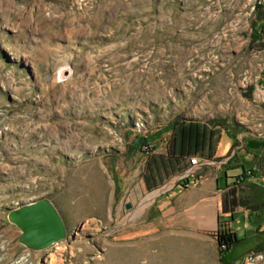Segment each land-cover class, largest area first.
Masks as SVG:
<instances>
[{
    "label": "rangeland",
    "instance_id": "1",
    "mask_svg": "<svg viewBox=\"0 0 264 264\" xmlns=\"http://www.w3.org/2000/svg\"><path fill=\"white\" fill-rule=\"evenodd\" d=\"M255 3L0 0V264H214L154 203L192 185L187 154L264 134ZM44 197L67 235L33 250L8 211ZM214 233L222 264H264Z\"/></svg>",
    "mask_w": 264,
    "mask_h": 264
},
{
    "label": "crops",
    "instance_id": "2",
    "mask_svg": "<svg viewBox=\"0 0 264 264\" xmlns=\"http://www.w3.org/2000/svg\"><path fill=\"white\" fill-rule=\"evenodd\" d=\"M259 9L255 27L264 24V3ZM262 75L264 78V72ZM245 140V147L237 151V142L230 135H221L211 151L201 147L197 150L199 163L192 165L198 168L189 176L192 185L175 189L154 203L155 212L176 225L178 235L214 241V264H222L229 253L222 256L216 244L214 230L223 226L238 238L230 247L232 255L237 245L235 255L264 248V134ZM189 157L187 154L178 165L190 167Z\"/></svg>",
    "mask_w": 264,
    "mask_h": 264
},
{
    "label": "water",
    "instance_id": "3",
    "mask_svg": "<svg viewBox=\"0 0 264 264\" xmlns=\"http://www.w3.org/2000/svg\"><path fill=\"white\" fill-rule=\"evenodd\" d=\"M125 207L129 208L130 204L126 203ZM8 220L21 230L18 241L33 250L44 249L67 235L57 208L45 197L9 209Z\"/></svg>",
    "mask_w": 264,
    "mask_h": 264
},
{
    "label": "trees",
    "instance_id": "4",
    "mask_svg": "<svg viewBox=\"0 0 264 264\" xmlns=\"http://www.w3.org/2000/svg\"><path fill=\"white\" fill-rule=\"evenodd\" d=\"M262 5H263V3H258V2L256 1L255 6L253 7V8L255 9V11H256V16H257L258 11L260 10L259 8H260ZM254 26H255V23H253V27H254ZM263 33H264V31H263ZM263 86H264V83H263ZM234 143L236 144V140L234 141ZM226 237H227V236H226ZM217 240H218V243H217V244H218L219 250L223 253L222 246L219 244L221 240H219V238H217ZM222 241H223V244H225V245L227 246V244H228L227 242H229V244H230V243L233 242V239H232L230 236H228L226 240L223 239ZM224 242H225V243H224Z\"/></svg>",
    "mask_w": 264,
    "mask_h": 264
},
{
    "label": "built area",
    "instance_id": "5",
    "mask_svg": "<svg viewBox=\"0 0 264 264\" xmlns=\"http://www.w3.org/2000/svg\"><path fill=\"white\" fill-rule=\"evenodd\" d=\"M258 3H264V0H256ZM197 157H192L190 159V163L191 165H194V164H197ZM261 257H264V251H261V252H255V253H252L249 258H261Z\"/></svg>",
    "mask_w": 264,
    "mask_h": 264
}]
</instances>
